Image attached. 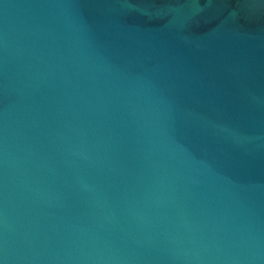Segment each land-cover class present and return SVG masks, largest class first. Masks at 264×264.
I'll return each instance as SVG.
<instances>
[{
    "label": "water",
    "instance_id": "water-1",
    "mask_svg": "<svg viewBox=\"0 0 264 264\" xmlns=\"http://www.w3.org/2000/svg\"><path fill=\"white\" fill-rule=\"evenodd\" d=\"M0 264H264V0H0Z\"/></svg>",
    "mask_w": 264,
    "mask_h": 264
}]
</instances>
